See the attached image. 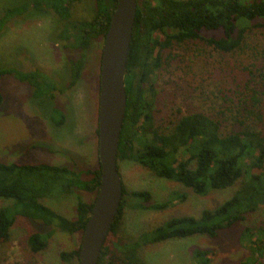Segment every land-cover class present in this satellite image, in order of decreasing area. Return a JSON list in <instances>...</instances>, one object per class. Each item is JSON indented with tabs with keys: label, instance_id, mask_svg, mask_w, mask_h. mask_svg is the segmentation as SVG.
<instances>
[{
	"label": "trees",
	"instance_id": "1",
	"mask_svg": "<svg viewBox=\"0 0 264 264\" xmlns=\"http://www.w3.org/2000/svg\"><path fill=\"white\" fill-rule=\"evenodd\" d=\"M77 1L81 0H20L6 7L0 15V34L13 18L27 13L33 17L53 16L64 23L57 41L61 40L65 48L78 52L77 58L68 60L71 72L70 76L68 73V89L74 88L82 78L93 40L105 41L117 3V0H94L92 16L76 20L72 18V8ZM253 22L264 24V0H138L125 75L127 108L119 142L118 169L120 160L137 163L159 177L205 195L236 184L248 171L247 160H251L252 167L264 164V132L248 121L252 117L262 119L258 94L251 97L250 104H240L247 118L242 117L240 128L231 131L225 129L226 119L202 111L176 116L173 121H159L156 116L154 81L169 63L164 58L165 49L202 40L219 51L232 52L241 49ZM174 56L171 54L170 58ZM8 75L27 83L39 103L49 108L53 122L59 126L64 124L66 115L56 106L55 99L57 91L65 90L40 70L0 66V107L4 102L2 81ZM87 174L91 177H84ZM100 180V162L97 168L76 170L63 164L0 160V198L9 201L0 208V243L10 238L19 216L45 229L52 227L47 232H30L28 243L34 252L46 249L57 229L82 236ZM80 190L94 194L93 200H85ZM74 194L77 199L73 218L47 203V200ZM176 197L185 198V195L175 193L171 199ZM127 198L136 201L134 208L137 210H163L171 203L154 201L150 191L128 190L123 183L119 211L98 264H102L109 253L110 245L107 244L123 253L121 260L125 264H146L140 252L145 246L195 234L213 238L221 230L245 222L249 214L264 205V172L249 174L234 195L221 205L205 208L198 216H173L161 225L141 231L133 241L120 245L112 243L111 237L118 231ZM80 246L61 252L63 264H78ZM206 255L202 250L196 251L198 264H208Z\"/></svg>",
	"mask_w": 264,
	"mask_h": 264
},
{
	"label": "rangeland",
	"instance_id": "2",
	"mask_svg": "<svg viewBox=\"0 0 264 264\" xmlns=\"http://www.w3.org/2000/svg\"><path fill=\"white\" fill-rule=\"evenodd\" d=\"M17 2L20 0H0V15ZM93 9L94 0L77 1L72 18H90ZM249 28L241 49L232 52L219 51L202 40L164 50L169 63L154 81L159 121H173L176 116L202 111L226 119V131L239 129L241 118H247L243 103L250 104L251 97L258 94L262 119L252 117L248 121L264 132V24L253 22ZM62 29L64 23L56 17H33L27 13L13 18L1 31L0 66L48 74L65 90L56 92L55 104L66 115L64 124L57 125L49 108L39 103L27 83L13 75L5 76L4 102L0 107L1 161L47 162L76 170L99 166L97 128L103 43L93 40L82 78L74 88L68 89V73L71 74L68 60L77 58L78 52L57 41ZM171 54L175 55L172 59ZM247 163L248 171L236 184L200 195L179 182L155 175L143 165L120 160L119 172L126 189L147 190L153 194L154 201L171 203L163 210H137L136 201L127 198L112 243L131 242L141 231L161 225L173 216H198L205 208L221 205L234 195L249 174L264 172V164L252 167L251 160ZM175 193L184 194L185 198L171 199ZM79 194L85 200L94 198V194L84 190ZM76 196L47 200V203L73 218ZM8 203L0 198V208ZM51 229L19 216L10 238L0 243V264H63L61 252L79 248L82 236L57 229L47 248L34 252L28 243L30 232ZM107 245H110L109 253L102 264H125L121 260L123 253L117 252L112 244ZM197 250L207 254L208 264H264V205L249 214L245 222L221 230L213 238L203 234L171 238L145 246L140 252L146 264H198Z\"/></svg>",
	"mask_w": 264,
	"mask_h": 264
},
{
	"label": "water",
	"instance_id": "3",
	"mask_svg": "<svg viewBox=\"0 0 264 264\" xmlns=\"http://www.w3.org/2000/svg\"><path fill=\"white\" fill-rule=\"evenodd\" d=\"M138 0H117L102 49L98 157L101 180L82 234L78 264H98L123 195L118 151L127 108L125 75Z\"/></svg>",
	"mask_w": 264,
	"mask_h": 264
},
{
	"label": "flooded vegetation",
	"instance_id": "4",
	"mask_svg": "<svg viewBox=\"0 0 264 264\" xmlns=\"http://www.w3.org/2000/svg\"><path fill=\"white\" fill-rule=\"evenodd\" d=\"M103 44H104V42H103Z\"/></svg>",
	"mask_w": 264,
	"mask_h": 264
}]
</instances>
